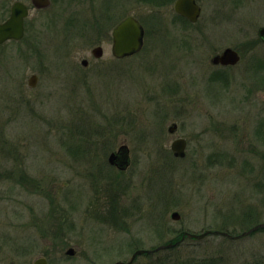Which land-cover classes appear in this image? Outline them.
Instances as JSON below:
<instances>
[{
  "label": "rangeland",
  "instance_id": "obj_1",
  "mask_svg": "<svg viewBox=\"0 0 264 264\" xmlns=\"http://www.w3.org/2000/svg\"><path fill=\"white\" fill-rule=\"evenodd\" d=\"M15 1L0 0V22ZM123 1L120 11L94 12L89 0H58L32 10L22 41L0 47V264L10 262L7 234L63 233L31 260L49 250L56 261L71 240L93 262L113 264L182 230L238 235L264 224V0H200V24L177 38L183 47L170 40L180 21L172 6ZM135 14L151 29L139 55L118 61L107 40L95 60V26ZM155 22L170 33L153 32ZM227 47L240 62L212 66ZM177 138L188 141L183 159L171 150ZM121 145L132 163L119 174L107 159ZM164 255L264 264V229L237 241L186 240L135 264Z\"/></svg>",
  "mask_w": 264,
  "mask_h": 264
},
{
  "label": "flooded vegetation",
  "instance_id": "obj_2",
  "mask_svg": "<svg viewBox=\"0 0 264 264\" xmlns=\"http://www.w3.org/2000/svg\"><path fill=\"white\" fill-rule=\"evenodd\" d=\"M49 1H50V4L46 8H37L35 6L33 0H18V1H15L10 6L7 17L4 20H2L0 22V24L6 22L11 17L13 5L15 3H17V2H20V3H22L27 8V12H28L27 16L24 19V28H25V35H26V23H27L28 18L31 15L32 10H35V11H44V10H47V9L51 8L54 3L58 2V0H49ZM138 1L139 0H136V2H138ZM146 1H148L149 4H151L152 6H154L153 8H157L158 6H163V5H167V4H168V6H172V9H173V12L175 13L176 18L178 20H180V21L173 23V25L175 26V29L177 30V33L175 34V38L174 39L173 38H170V40H171V42H175L179 46H182V47L185 46L186 43H184V45L178 44L179 43L178 42V39L179 38H181V39H185L186 38V34H183V32H185L184 30H187L189 27H194L195 25L200 24V18H201L202 9H203L202 8L201 1L200 0H195V4L200 8V15L198 17L197 22H194V23L191 22L188 18H186V17L178 14L175 11V4H176V2L178 0H146ZM26 2H29V3H26ZM123 2H124L123 0H109L108 3H107V0H89V3L91 5V7L94 8L93 9L94 12L101 10L103 7H107V8L110 9V11H113V12L120 11L121 8L123 9L125 7L123 5ZM98 5L100 7H98ZM127 6H129V5H127ZM105 15H103V16H105ZM130 16L134 17L141 24V26L143 28V46H142V49L138 53H135L133 55L126 56V57L120 58V59L114 57L113 53H112V55H113L114 59H116L118 61H122V60H125V59H128V58H131V57L133 58L135 56H138L139 53L143 50L144 45H145V42H146V40L148 41V38H149V36L151 34V29L150 28H147L146 27V23H144L143 21H141V18L137 17L136 14L135 15H128V16H125L124 18H122L121 20H119L118 22L117 21H115V22L110 21L109 24H111L113 27L111 25H109L107 27H104L103 25H96L95 26L96 27V31L98 33L97 37L99 36L97 39L95 37V39H96V42H94L95 43V47L91 50V56L95 60H100L101 58L94 57V55L92 54L93 50L95 48H97V47H101L103 49V44L106 43L107 40H110L111 43H112V46H113V35L112 34H113L114 29L116 28V26L122 20H124L125 18L130 17ZM106 17H107V15H106ZM96 22H98V19H96ZM110 26L112 27L111 35H109V29L111 28ZM154 27H155V29L152 28V31L153 32H157V30H159L160 28H162L163 30H166V33H170L169 32V29H168V28H170L169 27V23H158V22H155ZM171 32L173 33V31H171ZM25 35H24V37H25ZM22 40H19V41H17V40H9V41L5 42L4 44L0 45V47L3 46V45H5L8 42H12V41L13 42H20ZM260 41L264 44V41L261 38H260ZM183 42H186V41H183ZM213 42H215V41L213 40ZM175 43H173V44H175ZM227 48H229V47H227ZM227 48H225V49H227ZM224 50L221 51V52L216 53L212 57V59L215 56L220 55L221 53H223ZM111 51H112V48H111ZM103 55H104V50H103ZM240 59H241V57H240ZM83 61H87V65H83V63H82L83 67H86L87 68L88 65H89V61L87 59H83L82 62ZM210 63H211V60H210ZM211 65L214 66V67L215 66H218V67L221 66L220 64L219 65H213L212 63H211ZM223 67H226L227 68L229 66H223ZM33 75H36V74H33ZM36 76L38 77V75H36ZM38 81H39V77H38V80H37V84H38ZM174 124L175 123H173V125ZM168 132H169V129H168ZM261 132H264V131L261 130ZM187 144H188V141H187ZM129 158H130V165H131L132 160H131V156H130V150H129ZM107 162H108V159H107ZM110 167L112 169L114 168V170L119 171L118 172L119 174H121L122 172H125V171H127L129 169V167H128L126 170L123 171V170H120L118 167H115V166H111L110 165ZM257 225H259V224L254 225L253 227L249 228L247 231H245L243 233H240L238 235H233V234L231 235L230 234L231 237H232L231 240L232 241H237V240H241V239L246 238V237H250L251 235H253L257 231H259V230H257V231L250 232L251 229L255 228ZM207 231L215 232V231H219V230L209 229V230H205L202 233H205ZM249 232H250V234H246V233H249ZM186 233L194 234V233H191L189 231L182 230L175 237L176 239L174 238L175 240L174 239H170L168 241L169 243H173V242H174V244L177 243L175 246H172L170 248L161 249L160 247H163L164 245L167 244V243H165V244L159 245V246H157L155 248H152V249H142V248L136 249L137 251L138 250H146V251H155V252H151V253H147V254H143V255L137 256L134 259V261L132 262V264H135L136 260L138 258L142 257V256H145V257L157 256L158 254H161V253L165 252L166 250H172V249H176V248L181 247L182 244L187 240V237H186L182 241V237ZM52 234L54 235V237H56V236L58 237V236H61L63 233H61V234L60 233H22V234L19 233L18 235H15V236H18L17 239H15L13 235H10V234H7L8 236L5 235V237H4V244H5V247L7 248V251H5V252H6V254L10 258L9 264H17V262L15 261L16 259H18L20 261L19 264H99V263L93 262L91 260V253L90 252L85 251L80 246V244L78 242H72L71 240H70V243H68V245L65 247V251L63 253L64 255L60 256V253H58L56 255V256H58V257H56V259H58V260H56V261L54 260L53 261L52 256H51V253H50L49 250L44 251L42 255L36 256V258L34 260H31V257L33 256V254L38 253V250L40 249V247L43 244L49 245V243H51V241H50L49 238H50V236ZM8 248H9V250H8ZM159 248H160V250H157ZM70 249L73 250V254L67 255V251L70 250ZM103 257H104V259H107V258H105V256H103ZM103 257H101V259ZM160 257H162V256H159L158 257L159 259L156 261L157 264H172L171 263V257L169 255H164L162 258H160ZM25 259H30V260L27 261V262H25V261H23ZM128 261H116L113 264H116L118 262H128ZM104 262L107 264L106 261H104ZM105 263H101V264H105Z\"/></svg>",
  "mask_w": 264,
  "mask_h": 264
},
{
  "label": "water",
  "instance_id": "obj_3",
  "mask_svg": "<svg viewBox=\"0 0 264 264\" xmlns=\"http://www.w3.org/2000/svg\"><path fill=\"white\" fill-rule=\"evenodd\" d=\"M33 2L37 8H46L50 4L49 0H33ZM175 11L178 14L188 18L193 23L197 22L200 15V8L195 4V0H178L175 4ZM27 14V8L22 3L17 2L13 5L11 17L6 22L0 24V45L8 40H21L24 37V19ZM112 35V53L114 57L118 59L138 53L142 49L143 28L141 24L132 16L122 20L116 26ZM258 36L264 41V27L259 29ZM92 54L96 58H102L103 49L101 47H97L93 50ZM239 61V54L232 48L225 49L223 53L211 59V63L213 65L220 64L223 66H235L239 63ZM82 63L83 65H87V61H83ZM37 80L38 77L36 75L31 76L28 80V85L31 88H35L37 85ZM176 129L177 125L174 124L169 128V132L174 133ZM171 149L176 158H184L186 154V140H175L171 145ZM108 161L110 165L118 167L120 170H126L130 164L128 147L126 145L121 146L117 152L110 154ZM171 218L175 221H178L180 219V215L178 212H173L171 214ZM260 228H264V224L256 226L255 228L251 229L250 232L256 231ZM250 232L246 234H250ZM209 235H220L230 239L232 238L228 233L225 232L207 231L199 235L186 233L182 237V241L185 239V237L201 240ZM172 246H174V244L170 243L160 248L165 249ZM160 248L157 250H160ZM151 252L155 251L138 250L133 254L129 262H118L116 264H132L137 256ZM69 254H73L72 249L67 251V255Z\"/></svg>",
  "mask_w": 264,
  "mask_h": 264
},
{
  "label": "trees",
  "instance_id": "obj_4",
  "mask_svg": "<svg viewBox=\"0 0 264 264\" xmlns=\"http://www.w3.org/2000/svg\"><path fill=\"white\" fill-rule=\"evenodd\" d=\"M172 264H202L193 260H187V261H182V262H172Z\"/></svg>",
  "mask_w": 264,
  "mask_h": 264
}]
</instances>
